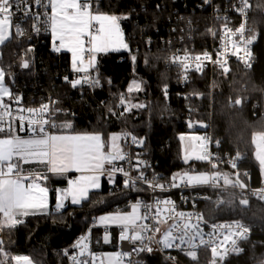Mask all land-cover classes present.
I'll return each instance as SVG.
<instances>
[{
	"label": "trees",
	"instance_id": "16d2710c",
	"mask_svg": "<svg viewBox=\"0 0 264 264\" xmlns=\"http://www.w3.org/2000/svg\"><path fill=\"white\" fill-rule=\"evenodd\" d=\"M250 1L251 34L256 37L253 64L247 67L234 61L226 72L215 70L213 97L210 71L194 72L188 85L183 86L178 83L177 67L163 59L164 37H177L178 33L173 31L176 27L187 26L189 18L204 26L210 21L211 13L205 0H97L96 6L101 12L121 17L120 26L129 48L98 53L96 68L103 87L93 92L83 88L84 85L72 88L69 81L73 80H65L64 73L73 70L71 55L67 51L62 57L55 54L51 33L36 43L37 68L35 65L27 69L22 67L23 61L30 59L24 51L35 41L15 33L0 47V66L12 87L24 86L25 99L34 101L32 99L36 98L38 102L49 92L58 98L57 104L62 105L65 112L55 116L56 124L71 123L72 128L57 127L55 130L100 132L108 146L112 133L123 132L129 127L144 140V156L152 159L166 178L188 169L206 167L203 161L183 160L181 135L188 131L184 112L189 107H197L196 118L209 120L213 116L215 135L223 138V150L249 153L253 169L251 183L257 186L263 180L254 134L264 130V0ZM206 40L202 34L198 44H208L210 41ZM132 56L136 57L135 62ZM138 78L144 84L142 90L135 92V100L145 107L127 111L125 103L120 104L121 96L129 97L128 88ZM108 80L110 84L106 83ZM166 85L170 87L167 94L163 90ZM181 93L189 96L186 98ZM237 98L242 100L239 105L233 102ZM141 189V186L105 175L102 187L92 190L81 204L30 215L23 223L5 228L0 260L18 264L12 258L27 255L34 264H67L64 248L74 243L100 214L114 209L118 201L137 197ZM224 197L219 206H210L214 214L211 218H238L264 226V201L254 199L243 205L239 193L230 189L224 190ZM105 232L103 226L93 228V250H116L118 231L112 234L109 242H105ZM197 257L198 260H193L187 253L180 254L181 264H212L214 259L211 248L198 250ZM215 259L216 264H264V231H257L250 240L244 241L240 252L227 255L223 260ZM140 264L174 263L159 253H145Z\"/></svg>",
	"mask_w": 264,
	"mask_h": 264
},
{
	"label": "built area",
	"instance_id": "2783aa9c",
	"mask_svg": "<svg viewBox=\"0 0 264 264\" xmlns=\"http://www.w3.org/2000/svg\"><path fill=\"white\" fill-rule=\"evenodd\" d=\"M205 3L209 6L211 13V17L209 18L210 21L207 25H197L196 20L189 18L187 20V26H183L180 29L175 26L176 29L173 31L178 33L177 37H164L163 40L166 48L163 59L165 63L177 67L178 83L183 86L188 85L194 72L203 73L206 71L211 72V76L209 78V83L211 84V82L214 81L213 73L215 70H224L225 67L229 69L234 61H238L241 64L246 65L244 60L248 59L245 51L243 50V41L252 36V34L249 33V30L252 29V24L248 21L251 19V1L247 0L250 7L246 8L243 14L239 10L241 8V0H208V2L205 0ZM32 11L34 13H43L45 10L43 8L33 6ZM12 21L14 26L13 33L16 34L15 25L19 24L23 29L25 27V35H23V37H27L28 39L35 41L34 44L30 45L31 48L29 47V49L32 50L28 51L25 49L24 53L29 54L30 66L35 65L37 68L39 61L36 54V43L38 42V39H41L45 35L51 33L50 30H45L48 27L46 17L42 14L40 15L38 21H33L31 18L25 20L24 17L17 12L12 17ZM34 22L41 29L38 34L32 28V24ZM241 24H243L245 28L243 39L240 34L236 32V30L240 28ZM208 27L209 29L207 31ZM226 29H231L232 31L227 32ZM202 34L207 37L206 41H210L208 44H198V38ZM234 43L240 48L239 58L237 55L232 54L233 51L236 50L233 48ZM247 48L251 51V59L249 62L252 65L254 61L252 60L254 55V42L247 45ZM64 51L65 50L63 49L60 52H55V54L62 57ZM205 54H207V56ZM88 55V53H85L86 61L88 59ZM196 57H199L200 59L197 60ZM208 57H210V59ZM221 64H223L224 67H221ZM97 73L99 75L95 66V68L89 69L87 75H96ZM36 74H38L37 71ZM84 75L86 74L77 73L73 69L72 71L64 73L63 77H67L68 79H72L74 81ZM84 87L91 92L96 89L89 88L88 85H84L83 88ZM12 88L13 96L19 97V99L4 101L6 105L10 106L8 111L11 112V115H4L3 124L0 125L5 127L6 131L8 124L11 123L14 133L22 135H41L38 132L33 133L28 124V119L30 117L37 119L40 117H37L35 113H29L27 109L38 110L42 105L48 104L49 110L47 113L43 114V119H48L50 123H56L55 116L59 113L65 112V108L62 105L57 104L58 98L54 97L51 92L44 95V97L37 102L36 98L32 99L34 101L25 99L24 86L17 84ZM210 90L211 94L214 95L215 89L211 88ZM181 95L186 98L189 96L182 93ZM237 99H233V102ZM4 111L5 109L0 108V112ZM197 112V107H189L184 112V121L187 123L188 131H206L207 133L205 144L210 159L198 161L206 163L205 170L209 173L208 184L188 185L186 177L185 180L180 179L181 176H184L185 172L175 174L171 178H166L164 175L165 173L161 172L154 165L153 160H148L144 156V140L143 145L133 143L131 136L136 135L129 128H127L125 134L131 135H125L124 137L125 144L129 147L120 151V153L125 156V159H116L112 162L110 167L105 169L103 175L114 176L122 179L124 182L127 181L128 183L141 186L142 188L137 197H128L116 202L114 209L123 210L139 204L142 208L143 215L147 214L148 216V219L142 220L136 223V225L129 227L130 239L119 240L117 250L121 254L130 253V255H121L119 258L120 262L116 264H140L143 261V255L147 252H137L134 251V249L149 245L153 249L151 253H159L174 264H181L182 261L180 254H185L192 250L197 252L200 249L212 248L214 246L217 247L218 252L226 251L227 255H231L237 253L233 251V240L236 241L237 248L242 250V243L244 241L250 240L255 232L264 231V226L248 222L243 219L211 218L214 214L213 211L209 209L210 206H219L223 203L225 200L224 190L226 189L238 192L240 200L247 199L248 204H250L251 200L254 199L264 201V199L259 198L261 190L264 189V177L259 185H252L253 169L250 166L251 156L249 153L241 150H236L234 152L223 150V138L215 136L212 132L214 129L213 116L211 115L209 120H203L196 118ZM19 116L25 117L23 121V131L20 130L21 121L18 120ZM45 127L50 134H53L56 129L47 126ZM136 158H140L141 162H137ZM233 163L236 165L235 167H233ZM213 164H215L216 167H213ZM112 169L117 170L112 171ZM119 169H123V171H119ZM125 172L128 173V175H125ZM141 173H143L144 176H146L153 184L158 181L159 184L164 186L163 189L149 187L144 180L138 179ZM217 173L220 175L217 176ZM174 176L176 177L175 180H173ZM225 176L229 179V181H236L238 179L240 183H243L247 187L241 188L239 184L236 186L225 184ZM173 184H177L179 186L173 187ZM117 188L119 187L117 186ZM161 201H170V203H160ZM157 209H159V215H157ZM179 213H184L185 215L182 217L178 215ZM198 217H202V219H198ZM237 223L249 229V232L246 234L248 237L247 239H243L236 235V233L240 231V229L236 227ZM185 224L197 225V228H193L188 231V236H192L196 231H199L200 235L193 241V243L198 247L195 249L190 248L187 243L176 246L179 245V240L177 239L172 248L165 249L163 244L160 243L164 234L171 230L173 237H179L184 231ZM144 225H146L148 229L158 227L159 232L145 230L142 227ZM173 225H177V227H172ZM98 226L101 225L97 224V220H95L88 229L77 237L74 243L64 248V255L67 259V264H76V262L72 259L73 256L76 257L77 262L87 261L88 264H101V261H103L104 264H109L107 252L104 249H92L94 241L92 230L94 227ZM103 227L105 229L111 228L109 225ZM115 227L118 231H122V226ZM136 232H140L142 234L144 237L143 241H136L135 243L131 241V237ZM188 236H185V240L188 239ZM225 236H228V239H225ZM82 238L84 239L82 240ZM201 239L207 243L200 245ZM78 241H82L81 246L73 247ZM84 244L87 245V249L84 250L83 255H81V248Z\"/></svg>",
	"mask_w": 264,
	"mask_h": 264
},
{
	"label": "snow or ice",
	"instance_id": "6c2138e0",
	"mask_svg": "<svg viewBox=\"0 0 264 264\" xmlns=\"http://www.w3.org/2000/svg\"><path fill=\"white\" fill-rule=\"evenodd\" d=\"M208 2V0H206ZM97 0H0V45H3L12 36L13 31V21L12 17L15 13H20L25 20L31 18L33 21H38L40 15L46 17V23L48 27L46 31H51L53 37V50L55 52H60L63 49L72 53V67L77 73H85L86 75L75 79L74 81H69L72 88L77 86L88 85L89 88H102L103 84L98 75H87L90 68H95L96 66V54L106 53L108 51H119L120 48L127 49L128 45L124 42L123 33L120 28L119 20L121 17L116 15H109L101 12L96 6ZM33 6L37 8H43L45 11L43 13L33 12ZM250 7L247 0H241V8L239 9L241 13H244L246 8ZM123 18H127L126 16ZM33 30L38 34L41 29L34 22L32 24ZM16 35H25V30L19 25H15ZM227 32H231V29H226ZM245 28L241 24L240 28L236 30L243 39ZM256 39L255 35L244 40V51L248 59L244 60L247 67H251V51L247 48ZM58 42V43H57ZM233 55H237L239 58L240 48L237 44H233ZM29 49L28 51H31ZM85 53H88V59L85 60ZM207 56V54H205ZM210 59V57H208ZM131 59L135 62L136 57L132 56ZM199 60V57H196ZM219 63V61H218ZM30 66L29 60L25 59L22 63V67L27 69ZM199 67V66H198ZM221 67H224L221 64ZM224 71H228L225 67ZM5 71L0 68V108L5 109L4 112H0V125L3 124V117L5 114L11 115L8 111L9 105L4 103V96H8L11 99L18 100L19 97L13 96L7 87L4 86ZM68 78L65 77V80ZM106 83H111L110 80ZM140 91L141 83L133 81L129 86L128 91ZM165 94L166 89H165ZM125 100L123 95L121 96V104H124ZM242 101L237 99L235 104L239 105ZM133 107L143 108L145 105H131L127 108V111H131ZM49 110V105L44 104L40 109H27L29 113H35L37 118H29L28 124L31 127L33 133H40L41 135L34 136L29 139H24L17 134H11L3 139H0V231L5 228L11 229L18 224L23 223L22 219L19 217L28 216L30 214L35 215L37 212H42L48 208V193L49 189L42 186L41 181H47V173H52L54 175H63L69 171H76L79 173H88L86 175H81L76 180H69V187L61 191L58 190V202L56 208L62 209L64 205V200L69 196L71 197V203L76 205L80 204L83 200L88 199V193L90 189H97L100 187V175L105 171V163H111L113 160L125 159V156L117 152L115 154L108 153L105 154L103 149L105 147L102 134H50L47 131V127L51 128H66L71 129V123H64L62 125H57L55 122L50 123L48 119H43V114L47 113ZM111 112V109H109ZM115 114V113H113ZM122 115V114H121ZM25 117L19 116L18 120L20 123V130H24ZM6 131L5 127L0 126V133ZM7 132L13 133L11 123L7 126ZM131 135V134H125ZM119 139L116 135L110 137L112 141V146L116 147L115 141ZM133 143L143 145V139L137 138L136 136H131ZM184 137H181L183 140ZM199 139V138H198ZM254 142H258V148L260 151L257 153V159L260 164L264 166V132H258L254 134ZM203 151L202 154L195 155L196 160H208L210 159L207 153L206 144L201 146ZM195 151V150H193ZM185 161L189 159L186 155L184 157ZM25 164H36L43 165L47 172H35L24 174L23 165ZM236 165L233 163V167ZM213 167H216L213 164ZM117 169H112L116 171ZM123 171V169H119ZM128 175V173H124ZM217 176L220 174L217 173ZM188 185H204L209 183V177L207 174L199 175H188L181 176V180H185ZM138 179L144 180L149 187L161 188L163 185L159 184L158 181L153 184L151 181L141 173ZM176 177H173L175 180ZM27 182V183H26ZM225 184H231L236 186L239 184L241 188L247 187L243 183H240L237 179L236 181H229V179L224 177ZM128 183L127 181L125 182ZM134 183V181H133ZM179 185L173 184V187H178ZM260 199H264V189L261 190L259 196ZM160 203H170V201H161ZM240 203L243 205L248 204L247 199H241ZM147 207V206H146ZM140 208L139 204L133 205V213L129 215H106L99 217V222L101 224L114 223L122 226V232L120 239L128 240L129 227L136 225L137 220L148 219L147 214L140 216L137 212ZM157 215H159V209H157ZM178 215L184 216V213H179ZM202 219V217H198ZM145 230H151L159 232V228L148 229L146 225L142 226ZM172 227H177L173 225ZM215 227V226H214ZM236 227L240 229L236 233L237 236L247 239V233L249 229L239 223ZM197 228V225L185 224L184 231L179 237H173L171 230L166 232L160 243L163 244L165 249L172 248L175 245V241L179 240V245H184L187 243L190 248L195 249L198 247L193 241L197 236L200 235L199 231H196L192 236H188V231ZM185 236L188 239L185 240ZM84 238H82L83 240ZM144 237L140 232H136L132 237L131 241L135 243L136 241H143ZM228 239V236H225ZM105 242H108V237L105 236ZM82 241H78L73 247H80ZM207 242L203 239L200 240V245H204ZM3 241L0 240V245ZM232 247L234 252H239L241 249L237 248L236 241H232ZM87 249V245L84 244L81 248V255H83L84 250ZM137 252H147L151 253L153 251L152 247L144 246L138 249H134ZM213 254L212 264H216V257L221 260L225 258L227 252H218L217 247L211 248ZM0 252L3 249L0 248ZM3 255L7 257V253L4 252ZM121 255H130V253H117L114 256L110 255L108 257L109 264H114L118 257ZM187 255L193 260H198L197 252L195 250L188 251ZM12 259L23 264H33L31 259L27 256H16ZM76 264H88L87 261L77 262L76 257H72ZM0 264H6L5 260H0ZM101 264H104L101 261Z\"/></svg>",
	"mask_w": 264,
	"mask_h": 264
},
{
	"label": "rangeland",
	"instance_id": "374dc122",
	"mask_svg": "<svg viewBox=\"0 0 264 264\" xmlns=\"http://www.w3.org/2000/svg\"><path fill=\"white\" fill-rule=\"evenodd\" d=\"M248 21H249V23L252 24L251 19H249ZM119 24H120V20H119ZM208 29H209V27L207 28V31H208ZM252 32H253V25H252V29L249 30V33H252ZM254 42H255V40H254ZM120 49H124V48H120ZM252 60H254V55L252 57ZM0 68H1V66H0ZM219 70H222V69H219ZM135 81L141 83V89H142L143 88L144 81L142 79H140V78H138ZM4 86L7 87L11 93H13V89L10 88V85L6 81V77L4 79ZM169 88H170L169 85H166V86L163 87V90L165 91V89H166V92L168 93ZM211 88L216 89V87H215V80L213 82H211L210 89ZM135 92H137V91L134 90V91L130 92L129 97L127 99L124 98V100H125V107L126 108L130 107L131 105H137V104L140 105V103L139 102L137 103L136 100H135V97L137 96ZM211 96L213 97L214 95L211 94ZM127 128H129V127H125L123 132H120V133H112L111 134V136L116 135L117 137H119V139H117L115 141V145L118 148L112 146V141L111 140L109 142V144L111 146V151L112 152L116 151L117 149L118 150H123V149H127L129 147V146H127L125 144V141H124V137H125V133H126ZM79 132H82L83 133L84 131H79ZM85 132H87V131H85ZM212 132H213V134H216L214 129L212 130ZM259 132H264V130H261ZM89 133H95V134L96 133H99V134H102L100 132H89ZM257 133H258V131H257ZM102 137H103V141L105 143V137L103 136V134H102ZM181 137H184V139H183V142H184V155H183V160H185L184 157L186 155L189 157V159L187 160V162H188L191 159H193L195 157V155L202 154L203 149H202L201 146L202 145H205V143H206V139H207V133H206V131H201V132L200 131H187V132L183 133L181 135ZM257 143L258 142H255L256 148H257V145H258ZM193 150H195V151H193ZM103 151H104V149H103ZM256 151H257V149H256ZM258 151H260L259 148H258ZM184 172L187 173L188 175L207 174L208 177H209V173L205 169H199V170L188 169V170H185ZM132 213H133V206L130 207V208L123 209V210L110 209V210H108V211L100 214L96 219H97V223L99 225H101V226H108L109 225V226H111L112 232H115L116 231V227L115 226H121V225L114 224V223L101 224L99 222V217L106 216V215H129V214H132ZM137 215L143 216V211H142V208L141 207L139 208V210L137 212ZM140 221H142V220H137L136 223H138ZM105 234L108 237V239H110V237H111L110 232L106 231ZM128 236H129V231H128ZM0 239L3 241V233H2V236H0ZM216 262H217V260H216ZM19 264H21V263L19 262Z\"/></svg>",
	"mask_w": 264,
	"mask_h": 264
},
{
	"label": "crops",
	"instance_id": "0c3cea01",
	"mask_svg": "<svg viewBox=\"0 0 264 264\" xmlns=\"http://www.w3.org/2000/svg\"><path fill=\"white\" fill-rule=\"evenodd\" d=\"M120 28H121V26H120ZM121 30H122V28H121ZM122 33H123V39H124V42L126 43V39H125V35H124V32H123V30H122ZM12 35H13V31H12ZM12 37V36H11ZM10 37V38H11ZM2 45H0V47H1ZM65 51H67L66 49H64ZM67 52H69V51H67ZM70 53V55H71V61H72V53L71 52H69ZM98 56V53L96 54V57ZM8 83V82H7ZM9 85H10V83H8ZM10 88H12V86L10 85ZM13 89V88H12ZM4 101H8V100H10L11 98L10 97H8V96H4ZM90 131H87V132H79V131H69V130H66V131H63V130H55L54 131V133L53 134H95V133H89ZM134 133V132H133ZM11 134H17V135H19V136H21L22 138H24V139H29V138H32V137H34V136H37V135H22V134H18V133H8L7 131H5L4 133H1L0 134V139H3V138H5L6 136H8V135H11ZM105 144V143H104ZM258 144V143H257ZM116 148H118V147H116ZM120 149V148H119ZM121 150H116V151H114V152H112L111 151V146H110V144H108V146H106V144H105V147H104V153L105 154H108V153H113V154H115V153H117V152H120ZM257 153H258V145H257V151H256V155H257ZM193 159H195V158H193ZM192 160V159H191ZM114 161V160H113ZM112 161V162H113ZM112 162L111 163H105V165H104V168L106 169V168H108V167H110V165L112 164ZM23 167V169H24V174L25 175H27V174H29L30 172L31 173H35V172H47V169L43 166V165H36V164H25V165H23L22 166ZM86 174H88V173H79V172H76V171H69V172H67V173H65V174H63V175H54V174H52V173H47V175H48V180L47 181H41V183H42V186H45V187H47L48 189H49V193H48V208H47V210H45V211H42V212H37V214H45V213H48V212H50L53 208L54 209H57L56 208V205H57V202H58V190L59 191H61L62 192V190H64V189H67L68 187H69V180H76V179H78V177H80L81 175H86ZM98 175H100V187L99 188H97V189H100L101 187H102V182H103V177L105 176V175H103V174H100V173H97ZM264 177V176H263ZM27 183V182H26ZM53 189H55V201L53 202ZM92 190H95V189H90L89 190V193H88V196H89V194H90V192L92 191ZM64 207L62 208V209H64L65 207H67L68 205H74V204H72L71 203V197L69 196L66 200H64ZM82 203V202H81ZM80 203V204H81ZM76 205H79V204H76ZM62 209H59V210H62ZM58 210V209H57ZM30 215H32V214H30ZM30 215H28V216H24V217H19V219H22L23 221L27 218V217H29ZM0 219H2V215H0ZM98 224V223H97ZM4 231V230H3ZM3 231H0L1 233H0V236H1V234L3 233ZM106 231H108V232H110V234H111V237H110V239H108V242L112 239V234L114 233V232H112V230H111V228H109V229H106ZM118 230L116 229V231H115V233L117 232ZM118 234H119V240H120V236H121V231H118ZM105 236H106V234H105ZM1 240V239H0ZM118 243H119V241H118ZM117 243V244H118ZM114 249H116V250H107V251H109V252H107V256H109V255H115V254H117V253H120L118 250H117V248L115 247ZM20 256H27V255H20ZM27 257H29V256H27ZM30 258V257H29ZM120 257H118L117 258V260L114 262V264H116V263H118V262H120V259H119ZM32 261V260H31ZM18 262V261H17ZM33 262V261H32ZM20 263L21 264H23V261H20ZM18 264H19V262H18ZM34 264V263H33Z\"/></svg>",
	"mask_w": 264,
	"mask_h": 264
},
{
	"label": "water",
	"instance_id": "95a60500",
	"mask_svg": "<svg viewBox=\"0 0 264 264\" xmlns=\"http://www.w3.org/2000/svg\"><path fill=\"white\" fill-rule=\"evenodd\" d=\"M136 161L137 162H141V159L140 158H136ZM145 165V164H144ZM262 171H263V176H264V166H262Z\"/></svg>",
	"mask_w": 264,
	"mask_h": 264
}]
</instances>
